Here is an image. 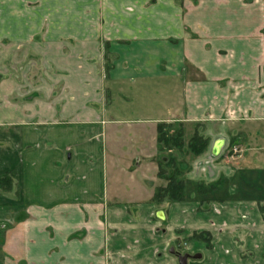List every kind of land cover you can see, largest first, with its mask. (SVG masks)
Instances as JSON below:
<instances>
[{
  "label": "crops",
  "instance_id": "obj_1",
  "mask_svg": "<svg viewBox=\"0 0 264 264\" xmlns=\"http://www.w3.org/2000/svg\"><path fill=\"white\" fill-rule=\"evenodd\" d=\"M163 122L209 144L155 203ZM7 172L0 264H264V0H0Z\"/></svg>",
  "mask_w": 264,
  "mask_h": 264
},
{
  "label": "trees",
  "instance_id": "obj_2",
  "mask_svg": "<svg viewBox=\"0 0 264 264\" xmlns=\"http://www.w3.org/2000/svg\"><path fill=\"white\" fill-rule=\"evenodd\" d=\"M183 126L180 122L177 123H160L157 126V149L165 160L161 158L157 160L158 164V177L165 181V185L155 188L153 194V202L159 203L163 201H181L185 199V176L184 172L178 166L179 157L175 156V153H179V156H183L188 152L195 155L202 153L207 145L208 138L195 129L187 142V146L184 145L183 140ZM166 167H170L173 173H169ZM14 173H4L0 175V189L8 191L12 185V179ZM203 184L197 183L198 191L201 190ZM194 238L202 239L207 245H209V235L204 232L195 233ZM179 254H184L179 250H174ZM188 261V263H187ZM186 261V264H197V260L190 257Z\"/></svg>",
  "mask_w": 264,
  "mask_h": 264
},
{
  "label": "rangeland",
  "instance_id": "obj_3",
  "mask_svg": "<svg viewBox=\"0 0 264 264\" xmlns=\"http://www.w3.org/2000/svg\"><path fill=\"white\" fill-rule=\"evenodd\" d=\"M195 131V130H194ZM194 131L193 132H189L187 135H189V137H185V135H184V131H183V140H184V145L185 146H187V142H188V140H189V138L191 137V135L194 133ZM192 133V134H191ZM247 142L246 141H242V143H240V142H237V143H234V142H231L230 144H228L227 145V147H226V150H225V156H226V160L228 161L227 163H225V165L227 166V167H229V166H231L232 165V163H233V161L234 160H236L237 158H239V157H241V155L243 154V152L246 150V147H247V144H246ZM208 144H209V140H208ZM207 147H208V145H207ZM207 147H206V149H207ZM205 149V150H206ZM234 149H236V151H234ZM204 150V151H205ZM203 151V152H204ZM202 152V153H203ZM187 153L188 154H192V155H194L195 156V154H193V153H191V152H188L187 151ZM201 154V153H200ZM186 155V154H185ZM197 155H199V154H197ZM175 156L176 157H181V156H179V153H175ZM184 156V155H183ZM208 161L209 160H205V162H206V164H208ZM210 162V161H209ZM179 166V165H178ZM167 168V171L169 172V173H173V170L170 168V167H166ZM201 169H203V168H201ZM184 176H185V174H184Z\"/></svg>",
  "mask_w": 264,
  "mask_h": 264
},
{
  "label": "water",
  "instance_id": "obj_4",
  "mask_svg": "<svg viewBox=\"0 0 264 264\" xmlns=\"http://www.w3.org/2000/svg\"><path fill=\"white\" fill-rule=\"evenodd\" d=\"M214 155H215V154H214ZM170 251H171L172 253H175V254H176V256H177L178 261H179L180 264H186L187 259L190 258V257L197 258V257L200 256V255H198V254L195 255V256H190V255L187 254V253L179 254V253L175 252L173 249H171Z\"/></svg>",
  "mask_w": 264,
  "mask_h": 264
},
{
  "label": "built area",
  "instance_id": "obj_5",
  "mask_svg": "<svg viewBox=\"0 0 264 264\" xmlns=\"http://www.w3.org/2000/svg\"><path fill=\"white\" fill-rule=\"evenodd\" d=\"M234 151H236V149H234Z\"/></svg>",
  "mask_w": 264,
  "mask_h": 264
}]
</instances>
